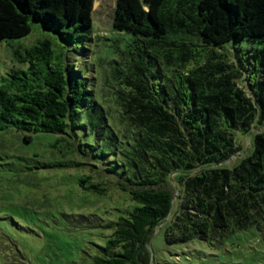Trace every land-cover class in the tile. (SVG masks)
<instances>
[{"label":"trees","instance_id":"1","mask_svg":"<svg viewBox=\"0 0 264 264\" xmlns=\"http://www.w3.org/2000/svg\"><path fill=\"white\" fill-rule=\"evenodd\" d=\"M95 2L0 0V44L29 35L33 23L62 41L15 52L0 86V119L26 133L25 142L51 137L60 159L34 169L80 167L81 156L128 193L130 208L116 220L68 216L78 230L101 233L103 243L84 252L89 264H159L149 245L158 228L166 247L180 248L177 263L189 261L188 245L197 243L234 255L230 264H255L264 250L244 242L264 241V0H118L113 30L142 38L160 89L139 63L124 85H110L108 105L97 100L91 71L84 73L89 62H69L65 51L70 38L92 40ZM171 45L176 51L163 50ZM86 52V45L75 51ZM253 130L260 131L248 153L223 166L243 151L237 136ZM89 179L82 189L105 195ZM17 262L29 264L0 232V264Z\"/></svg>","mask_w":264,"mask_h":264},{"label":"rangeland","instance_id":"2","mask_svg":"<svg viewBox=\"0 0 264 264\" xmlns=\"http://www.w3.org/2000/svg\"><path fill=\"white\" fill-rule=\"evenodd\" d=\"M117 1L96 0L92 40L85 39L81 43L70 38L71 45L65 49L72 51L67 55L69 62H89L88 68H84V73L91 71L97 100L104 105L111 104L109 101L114 98L110 92L114 90L110 85H124L127 81L125 75L139 63H143L147 68L145 74L149 83L157 88V91L160 89V78L145 54L142 38L113 30ZM42 39H49L54 49L62 44L59 35L46 30L41 23H33L29 35L0 44V86L10 68L16 64L15 52ZM85 45L88 50L85 56L75 53L78 48L84 49ZM168 48L175 51L177 49L171 45L163 50ZM228 60L234 61L231 53L228 54ZM118 71L121 73L118 74ZM151 71L156 77L151 75ZM163 73L165 76L170 75L168 71ZM163 79L166 81V77ZM242 84L245 85L244 82ZM257 131L260 130H253L251 136L239 134L236 139L243 151L222 165L231 168L239 158L246 155L252 136ZM25 134L0 119V232L18 244L28 257L29 264H89V258L84 252L91 251L94 244L103 243L101 233L98 230H78L76 223L68 216L96 214L104 221L116 220L121 211L130 208L129 195L122 190L117 178L96 169V163L81 156L75 157L77 162L82 163L80 167L34 169L36 161L57 160L61 154L58 148L51 146V137L38 134L32 142H25ZM33 155L38 157L33 158ZM86 177L90 178L89 182L100 184L105 189V195L98 196L83 190L80 181ZM173 187L176 198L179 194L177 184L173 183ZM244 243L246 249L253 250L257 246V249L264 250V241L259 242L256 237L250 236L249 242ZM152 247L159 264L238 262L234 255L195 243L188 245L189 251L186 248L190 260L177 263L180 262V253H177L180 248L166 247L159 228L152 236ZM231 250L244 251L236 245L231 247ZM255 256V264L262 258L264 260L261 254Z\"/></svg>","mask_w":264,"mask_h":264},{"label":"water","instance_id":"3","mask_svg":"<svg viewBox=\"0 0 264 264\" xmlns=\"http://www.w3.org/2000/svg\"><path fill=\"white\" fill-rule=\"evenodd\" d=\"M252 133H253V132H251V133L249 134V136H251ZM161 225H162V224H161ZM161 225H160L159 227H161ZM151 242H152V237H151L150 240H149V245H150V246H151Z\"/></svg>","mask_w":264,"mask_h":264}]
</instances>
